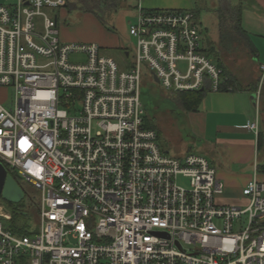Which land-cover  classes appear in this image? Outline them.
<instances>
[{
    "label": "built area",
    "instance_id": "1",
    "mask_svg": "<svg viewBox=\"0 0 264 264\" xmlns=\"http://www.w3.org/2000/svg\"><path fill=\"white\" fill-rule=\"evenodd\" d=\"M7 1L0 89L15 98L0 102V162L41 198L24 236L4 228L11 214L0 205V264H264L257 170L245 204H221L216 168L197 154L168 156L145 120L144 64L169 92L221 90L192 11L137 7L135 61L120 65L97 44L61 42L53 11L66 0ZM74 52L85 62L72 63ZM259 121L256 112L247 129L258 134Z\"/></svg>",
    "mask_w": 264,
    "mask_h": 264
},
{
    "label": "rangeland",
    "instance_id": "2",
    "mask_svg": "<svg viewBox=\"0 0 264 264\" xmlns=\"http://www.w3.org/2000/svg\"><path fill=\"white\" fill-rule=\"evenodd\" d=\"M195 2L196 7L200 9V15L195 19L197 26L201 30L203 37H209L217 44L220 39L219 23L220 15L223 12L222 1L195 0ZM6 3H8L7 0H0V5ZM137 4V0H128L127 6L107 17L105 24L92 15L81 14L76 10L71 11L63 8L60 11H53V15L59 16V38L63 44H97L107 56L117 61L118 64L129 63L133 65L136 53V40L130 36L129 28L136 21ZM232 4L237 5L238 1L233 0ZM45 12L52 14L48 10ZM127 52L130 53L129 58H126L125 53ZM221 53L223 62L244 84L258 85L257 102L260 116L262 117L261 131L264 133V71L254 63L246 48L241 47L232 54ZM85 60L86 55L83 53L74 52L70 55V61L74 64L85 62ZM181 66L185 68V65L181 64ZM143 72L141 103L146 116L157 125L161 124L164 127V129L159 130V145L168 156L183 158L189 154L188 148L194 150L195 145L190 143L189 130L186 127H182V120H177L176 118L183 117L181 116L183 109L177 100V94L165 90L161 84L157 83L154 80L152 71L145 64L143 65ZM14 98L15 92L12 88L0 89V102L5 107L11 108ZM176 131H180L184 137L185 141L183 144L173 138V133H176ZM193 154L200 155L197 150H194ZM257 157L253 161L254 165L253 163L250 165V171H245L246 174L252 177L249 182L255 176V164L260 167L264 165V145L259 150ZM256 173L258 180L264 182V173L261 170H257ZM178 184L183 187L190 186L189 180L182 177L178 178ZM23 189L26 194L23 201L24 212L18 211L17 215L13 216L11 208L0 199V205L5 208L6 212L11 214V220L3 218L1 222L6 230L17 236L22 235L18 231L27 223L28 232H34L38 224L37 208L35 206L40 201L41 193L28 184H23Z\"/></svg>",
    "mask_w": 264,
    "mask_h": 264
},
{
    "label": "crops",
    "instance_id": "3",
    "mask_svg": "<svg viewBox=\"0 0 264 264\" xmlns=\"http://www.w3.org/2000/svg\"><path fill=\"white\" fill-rule=\"evenodd\" d=\"M137 7L147 10H200L195 0H137ZM200 15V14H199ZM242 28L250 36L256 50L255 63L264 66V0H249L242 12ZM249 85V84H248ZM257 94L248 90L213 92L208 90L196 112L181 113L182 127L189 130L190 143L194 150L216 168L218 179L224 184L225 193L219 202L224 205H241L245 202L243 189L251 175V164L258 158V134L249 131L258 112L260 130L262 117L257 103ZM258 105V108H257ZM159 130L164 127L159 124ZM176 141L184 143L180 131L173 133ZM188 148L189 153H194ZM258 164H255L257 170ZM255 170V171H256ZM248 175V176H245ZM240 179V180H239Z\"/></svg>",
    "mask_w": 264,
    "mask_h": 264
},
{
    "label": "trees",
    "instance_id": "4",
    "mask_svg": "<svg viewBox=\"0 0 264 264\" xmlns=\"http://www.w3.org/2000/svg\"><path fill=\"white\" fill-rule=\"evenodd\" d=\"M127 1L128 0H66V8L71 11H79L81 14L92 15L96 17L101 23L105 24L107 17L114 13H117L119 10L124 9L127 6ZM221 1L223 12L220 15L219 42L216 44V42L209 37H204V51L218 65V67L223 70L220 92L248 90L252 94H257L258 85L244 84L235 73H232L229 70L225 62H223L221 55V52L232 54L234 52H237L242 47L248 50V54L251 55L255 63L257 59V50L250 36L242 28V12L244 10L245 3L249 0H237V5L232 4L233 0ZM192 13L194 14V17L196 19L197 17H199L200 10L196 9L192 11ZM207 92L208 89L205 88L199 91L177 93V100L179 101L181 108L185 112H196L203 102L205 94ZM145 120L147 122V127L155 130L159 136V126L147 116ZM263 145L264 133L260 130V133L258 134V149L260 150ZM257 170H261L264 173V165L261 167L258 166ZM11 175L23 187V184L21 183L17 175L14 173H11ZM3 202L11 208L13 216L17 215L18 211L24 212V202L18 205L10 204L4 200ZM35 207L37 208L36 214L38 216L39 205L36 204ZM27 229L28 223L23 226L18 231V233H21L23 236L27 235Z\"/></svg>",
    "mask_w": 264,
    "mask_h": 264
},
{
    "label": "water",
    "instance_id": "5",
    "mask_svg": "<svg viewBox=\"0 0 264 264\" xmlns=\"http://www.w3.org/2000/svg\"><path fill=\"white\" fill-rule=\"evenodd\" d=\"M155 81L158 82V79L155 78ZM25 197L23 187L0 162V198L10 204L18 205L24 201Z\"/></svg>",
    "mask_w": 264,
    "mask_h": 264
}]
</instances>
